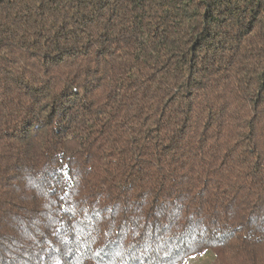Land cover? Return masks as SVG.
Returning a JSON list of instances; mask_svg holds the SVG:
<instances>
[{"label": "trees", "instance_id": "obj_1", "mask_svg": "<svg viewBox=\"0 0 264 264\" xmlns=\"http://www.w3.org/2000/svg\"><path fill=\"white\" fill-rule=\"evenodd\" d=\"M264 264V0H0V264Z\"/></svg>", "mask_w": 264, "mask_h": 264}, {"label": "rangeland", "instance_id": "obj_2", "mask_svg": "<svg viewBox=\"0 0 264 264\" xmlns=\"http://www.w3.org/2000/svg\"><path fill=\"white\" fill-rule=\"evenodd\" d=\"M215 257L212 252H206L201 256L190 257L184 263L180 264H214Z\"/></svg>", "mask_w": 264, "mask_h": 264}]
</instances>
